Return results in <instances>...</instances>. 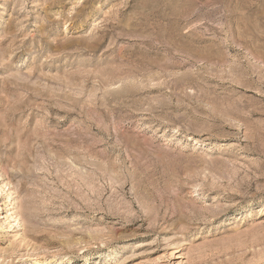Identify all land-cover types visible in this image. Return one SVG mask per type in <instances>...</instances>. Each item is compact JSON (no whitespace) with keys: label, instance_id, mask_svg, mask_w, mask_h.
Segmentation results:
<instances>
[{"label":"rangeland","instance_id":"374dc122","mask_svg":"<svg viewBox=\"0 0 264 264\" xmlns=\"http://www.w3.org/2000/svg\"><path fill=\"white\" fill-rule=\"evenodd\" d=\"M1 185L0 264H264V0H0Z\"/></svg>","mask_w":264,"mask_h":264},{"label":"bare ground","instance_id":"6f19581e","mask_svg":"<svg viewBox=\"0 0 264 264\" xmlns=\"http://www.w3.org/2000/svg\"><path fill=\"white\" fill-rule=\"evenodd\" d=\"M3 185V184H2ZM0 186V194L2 193V192H5V186ZM11 195V194H10ZM13 217H14V215H13ZM16 217V216H15ZM15 220H17V219H15ZM40 261L41 260H36L33 264H41L40 263ZM47 264V263H46Z\"/></svg>","mask_w":264,"mask_h":264}]
</instances>
